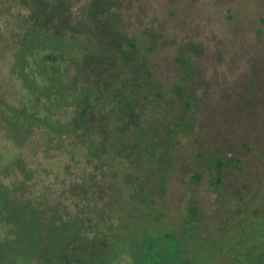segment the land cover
Here are the masks:
<instances>
[{
	"label": "rangeland",
	"instance_id": "1",
	"mask_svg": "<svg viewBox=\"0 0 264 264\" xmlns=\"http://www.w3.org/2000/svg\"><path fill=\"white\" fill-rule=\"evenodd\" d=\"M25 1L0 0V90L13 103L33 93L23 81L39 84L46 101L62 85L74 95L102 80L110 81V88L125 81L127 97V80L139 77L137 83L142 78L156 101V121L144 108L141 113L160 129L161 140L171 134L169 120L176 111H183L186 123L175 145L161 149L154 187L137 196L119 175L120 203L109 207L103 200L81 218L91 240L69 225L73 244L86 242L76 254L51 263L26 256L24 264H264V0H121L120 15L113 5L96 10V1L70 0L69 9L64 0H42L52 23L67 21L60 55L51 48L55 60L40 57L55 63L57 73L44 71L34 49L24 75L35 78L14 81L10 64L28 26ZM121 30L120 43L110 44ZM31 39H24V47L27 41L35 45ZM134 93L141 96L142 86ZM116 99L119 94L111 105ZM107 122L114 137L116 122L111 116ZM71 137L66 134L61 146L47 151L39 140L23 150L37 166L51 168L46 181L62 180L65 193L86 167L81 158L86 146ZM0 144L8 145L5 154L15 147L1 129ZM218 160L223 168L217 180ZM63 164L66 173L57 175ZM5 254L0 251V264H18L20 257Z\"/></svg>",
	"mask_w": 264,
	"mask_h": 264
},
{
	"label": "trees",
	"instance_id": "2",
	"mask_svg": "<svg viewBox=\"0 0 264 264\" xmlns=\"http://www.w3.org/2000/svg\"><path fill=\"white\" fill-rule=\"evenodd\" d=\"M90 1H96L98 11H102V6L112 8L113 5V10L120 15V9H124V2L121 0ZM25 2L28 5V26H23L22 36L24 39L31 36V42L33 40L35 45L30 46L27 41L24 47L23 39L16 46L15 58L10 64L13 76L11 79L14 81L16 78L25 80L29 75L35 78L33 73L24 75V71L30 72L28 55L34 49L36 59L44 71L53 76L57 73L55 63L47 64L46 61L49 60L42 63L40 57L46 55L52 60L57 58L51 56L50 49L55 48L58 51L59 38H62V31L67 26V21H64V25H61V21L59 23V19L53 21L55 24L51 22L43 12L46 4L42 0ZM69 3L70 0H64V5L68 8ZM121 31L122 35H118L117 31L119 38L115 42L109 39L110 44L120 43L123 36V30ZM129 43L132 44L130 41ZM58 54L60 55L59 51ZM138 79L139 77L127 80V97L123 91L125 81L110 88V81L107 83L102 80L101 85L100 82H91L87 90L82 89L81 93L75 90L74 95L65 91L62 85L60 90L49 93L46 101L40 98L43 91L39 89L38 83L37 87L31 82L23 81V85L29 87L33 93L25 94L26 100L12 110L5 112L3 109L1 112V130L10 136L11 143L15 146L9 154H5L8 152V145L0 144V155H7L0 160V251L5 252L6 256L11 252L20 257L18 264H24L26 256L39 262L51 263L64 255L76 254L86 243L84 240H91L87 226L81 220L86 213L85 209H93L103 200L107 201L109 207L120 203L119 175L127 181L132 189L130 191L137 193V196L154 187L155 161L160 157L162 148L165 150L175 145L176 135L179 134L177 138L181 135L179 127L186 121L182 119L183 111H176L169 120L168 129H171V134L161 140L160 129L147 124L146 115L141 113L144 108L150 113L152 120L156 121L157 114L153 108L156 101L150 97V88L144 84L145 81L141 78L142 83H137ZM139 86H142L141 96L134 93ZM23 90L28 92L27 89ZM118 94L120 99H116L111 105L113 97ZM104 103L110 106L103 109ZM110 116L116 122L114 137L108 135L107 121ZM75 128L83 130V133H80L81 130L76 133ZM87 131L90 137H87ZM122 132L127 133L122 135ZM68 133L72 135L71 138L86 146L83 157L81 156L86 167L68 184L65 193L62 180L57 185L46 181L51 168L37 166L36 160H30L33 155H28L23 150L30 143L36 144V140L43 142L45 151L61 146ZM34 154H38L37 151ZM216 162L214 172L218 180L223 164L220 160ZM119 164L122 172L119 171ZM237 166L240 168L239 164ZM65 170L63 164L61 167L57 166L55 172L59 175ZM194 177H198L197 173H194ZM87 188L89 190L85 192ZM70 213L74 218L79 214L80 220L69 217ZM69 225L84 239L79 246L73 244L71 236L66 234ZM68 244L72 246L71 250L66 249ZM174 264L188 263L179 261Z\"/></svg>",
	"mask_w": 264,
	"mask_h": 264
},
{
	"label": "flooded vegetation",
	"instance_id": "3",
	"mask_svg": "<svg viewBox=\"0 0 264 264\" xmlns=\"http://www.w3.org/2000/svg\"><path fill=\"white\" fill-rule=\"evenodd\" d=\"M12 74H11V78H12ZM12 80V79H11ZM12 96L8 95H4L3 92H1L0 90V129H2L3 126V122H2V117H1V112L4 109L5 112H8L10 110H12L14 108V106H17V103H13L12 102ZM5 156L7 155H0V160L5 158Z\"/></svg>",
	"mask_w": 264,
	"mask_h": 264
}]
</instances>
